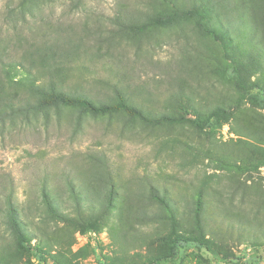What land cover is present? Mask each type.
<instances>
[{
  "label": "rangeland",
  "instance_id": "1",
  "mask_svg": "<svg viewBox=\"0 0 264 264\" xmlns=\"http://www.w3.org/2000/svg\"><path fill=\"white\" fill-rule=\"evenodd\" d=\"M179 1L186 9L202 2ZM35 2L40 3L27 8L21 0H0V58L20 60L35 41L81 40L88 54L71 61L73 70L59 84L96 102L116 97L120 89L151 117H81L62 108L48 119L0 127V190L13 183L22 220L35 234L21 264H154L166 250L158 239L172 226L133 223L129 228L121 220L129 206L151 208L152 189L181 211L192 210L201 189L208 201L205 235L212 252L186 247L173 264H264V56L251 37L236 32L232 42H218L188 24L131 37L118 33L117 17L144 21L166 0ZM210 7L218 24L231 19L237 29L239 20L227 14L229 6L221 10L211 0ZM219 106L230 116L212 136L198 135L189 123L150 122L169 115L205 118ZM223 150H234L230 161L242 167L262 164L246 174L221 168L207 156ZM96 157L108 162L118 187L114 212L100 232H73L60 224L50 226L45 237L43 189L71 215L70 181L83 185L84 195L99 191L96 199L86 195L83 200L97 210L106 191L101 189L108 186L89 182ZM190 219L178 216L179 229L197 235Z\"/></svg>",
  "mask_w": 264,
  "mask_h": 264
},
{
  "label": "trees",
  "instance_id": "2",
  "mask_svg": "<svg viewBox=\"0 0 264 264\" xmlns=\"http://www.w3.org/2000/svg\"><path fill=\"white\" fill-rule=\"evenodd\" d=\"M37 0H21V6L31 8L40 2ZM50 1V0H44ZM79 1V0H76ZM235 1V2H232ZM219 8H230L233 17H237L238 25L231 24V19L218 24L212 16L211 0H202L200 5H194L186 9L179 0L166 5L160 3L153 7V12L146 15L144 21L141 16L133 19L131 17H117L119 25L118 33L128 37L145 35L153 28L168 29L175 25L188 24L203 38L215 37L219 41L230 43L233 41V33H245L251 37L250 42L254 43L261 55L264 56V0H213V4ZM36 3V4H34ZM27 4H33L28 6ZM20 6V7H21ZM176 7V10L172 8ZM243 32H242V31ZM62 44L35 43L31 51L25 53L20 60H4L0 58V127L6 125H15L18 122H30L31 119L43 117L48 119L52 112L60 113L62 108L77 110L81 117L91 116L94 118L126 114L131 119L148 121L151 117L146 110L130 102L128 96H125L120 89L116 90V97L105 102H96L85 94L78 92H68L59 80L67 72L73 70L71 61L78 60L81 54H88L87 48L82 41L67 37L60 38ZM75 61V60H74ZM67 76V75H66ZM227 109L219 106L217 109L207 115L205 118H197L187 121L185 117H174L172 115L155 117L150 122L154 124H168L170 126L184 123L191 124L198 135L212 136L217 125L228 122L230 116ZM259 150V149H258ZM234 150H223L221 154L209 152L208 156L215 159L221 165V168L235 170L239 174L251 173L259 170L262 163L242 167L237 163H232L231 155ZM95 172L89 182L104 184L108 186L104 194L100 195V203L94 212L92 206H84L83 200L86 195L95 198L90 191L83 194V185L76 187L71 181L70 198L74 202L73 212H65L66 208L59 205L57 196L43 189L41 192V204L44 207L42 224L45 230H41L45 237H48L50 226H65V229L76 231H98L102 230V225L109 219L116 208V202L119 199L118 187L112 175L111 167L104 157L95 158ZM0 190V264H21L24 256L30 251L31 242L35 239V234L31 232L27 224L22 220V212L15 197V187L13 183L1 187ZM68 191V192H69ZM95 193V192H94ZM197 193V202L191 211H181L180 207L172 205L166 197L160 196L154 189L150 191L151 208L140 209L141 207L129 206L126 213L122 216V224L129 228H134V224L149 225L161 222L162 225L172 226V230L163 240L166 250L154 260V264H173L181 257L182 250L186 247H196L198 250L211 251V242L206 239V217L208 215V201L205 198V191L199 190ZM106 194V195H105ZM105 195V197H104ZM88 198V196H87ZM128 202V198H127ZM184 215L187 219L191 217L193 228L197 235L184 232L179 229L178 216ZM132 224V225H131ZM120 232V230H119ZM194 233V234H193ZM117 236H121L117 234ZM14 243V244H13ZM13 244V245H12Z\"/></svg>",
  "mask_w": 264,
  "mask_h": 264
}]
</instances>
